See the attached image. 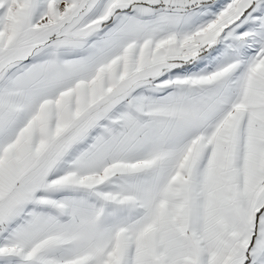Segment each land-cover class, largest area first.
I'll return each instance as SVG.
<instances>
[{
    "label": "snow or ice",
    "instance_id": "snow-or-ice-1",
    "mask_svg": "<svg viewBox=\"0 0 264 264\" xmlns=\"http://www.w3.org/2000/svg\"><path fill=\"white\" fill-rule=\"evenodd\" d=\"M0 264H264V0H0Z\"/></svg>",
    "mask_w": 264,
    "mask_h": 264
}]
</instances>
